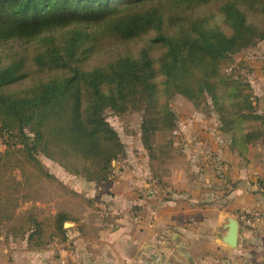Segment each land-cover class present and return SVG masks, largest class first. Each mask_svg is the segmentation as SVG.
Returning a JSON list of instances; mask_svg holds the SVG:
<instances>
[{"label": "trees", "instance_id": "obj_1", "mask_svg": "<svg viewBox=\"0 0 264 264\" xmlns=\"http://www.w3.org/2000/svg\"><path fill=\"white\" fill-rule=\"evenodd\" d=\"M153 1L0 0V40L35 37L53 27L89 22L100 27L95 35L111 32L120 42L141 43L138 54H126L88 72L76 71L65 79H52L37 96L18 101L0 96L6 113L24 121L19 142L29 162L38 163L35 151L62 165L73 157L84 168L69 172L88 182L105 183L112 176L113 164L126 157L106 111L144 112L142 142L151 159L154 138L159 133L169 137L176 130V114L162 96L180 95L197 106L209 96L221 116L222 130L232 134V149L239 154L264 140V113L256 109L251 83H232L235 95H229L235 98L236 110L231 116L223 113L217 97V90L223 88L222 68L234 63L235 55L264 42V0H178L192 10L219 3L217 10L197 18L183 17L174 7L132 11ZM149 32L153 37L145 38ZM81 35L71 40L72 49ZM53 53L60 57L57 49ZM14 72V68L0 72V89L15 80ZM160 76L162 82L157 80ZM249 122L259 126L249 130ZM27 126L33 137L24 133ZM12 129L10 124L1 126L0 134L7 133L0 137L12 138ZM73 221L66 212L45 222L31 213L18 235L30 249H44L55 240L67 241L64 226Z\"/></svg>", "mask_w": 264, "mask_h": 264}, {"label": "crops", "instance_id": "obj_2", "mask_svg": "<svg viewBox=\"0 0 264 264\" xmlns=\"http://www.w3.org/2000/svg\"><path fill=\"white\" fill-rule=\"evenodd\" d=\"M254 80L255 96L264 104V73ZM231 143L224 136L197 139L180 168L152 182L138 163L142 157L126 154L136 169L107 184L92 183L94 207L61 210L75 217L67 241L36 250L26 240L0 244V264H264V223L254 231L239 223L237 247L223 243L229 218L264 212V140L244 154ZM65 184L76 187L72 179ZM105 209L126 215L102 218ZM134 209L139 220L129 216Z\"/></svg>", "mask_w": 264, "mask_h": 264}, {"label": "rangeland", "instance_id": "obj_3", "mask_svg": "<svg viewBox=\"0 0 264 264\" xmlns=\"http://www.w3.org/2000/svg\"><path fill=\"white\" fill-rule=\"evenodd\" d=\"M178 2V0H155L139 4L132 11L141 12L152 8L167 10L174 7L183 17L197 18L210 14L219 7V3L216 2L192 10ZM97 28L100 27L95 23L81 22L53 27L35 37L0 40V72L10 68L15 69V80L1 87L0 96L7 100L10 98L12 101L31 98L43 92L45 85L52 79H65L76 71L88 72L95 67L106 66L126 54H138L141 43L120 42L111 32L95 35L98 33ZM80 32L82 35L78 39L79 42H76L72 49L71 40L76 39ZM148 37H153L152 32L145 36ZM259 43L262 45L260 46ZM259 43L254 49L244 53L245 55H242L243 52L235 55L234 63L225 65L221 70L223 88L217 90V97L219 105L224 106L223 113L226 116H231L232 111L236 110L235 98L229 95L230 92L235 95L232 83L237 81H242L244 84L251 83L259 73H264V42ZM56 49L61 58L54 55L53 51ZM159 52L157 49L154 51L157 59L160 56ZM157 80L162 82L164 78L160 76ZM257 98L255 96L256 109L259 112L260 108H264V104H261ZM162 100L167 101L170 109L176 114V130L169 137L159 133L154 138L151 159L142 142L141 127L144 112L117 114L111 110L106 111L107 120L117 131L127 157L130 154L131 157L136 156L138 159L142 157L143 160L136 161L145 164L144 168L148 171L145 177L149 178V182L167 176L172 169L180 168L184 163L182 160L187 156L185 152L191 149L190 143L195 140L214 136L219 138L232 136L231 133L227 134L222 130L221 116L209 96L199 106L180 95L171 99L162 96ZM4 106L0 104V128L10 124L13 126V131L10 139L9 135L7 138L0 137V244L2 247L8 246L12 241L17 245L23 243L24 240L18 234L24 219L31 213L41 221H52V218L68 205L76 211L80 205L94 207L95 203V199L91 197L93 191L91 184L95 182H88L82 175L72 173L76 170L82 171L83 162L69 157L68 160L65 159L66 165H62L37 151L34 155L38 163L28 161L25 148L19 142L24 121L21 117L6 113ZM87 106L86 102L84 108ZM258 126L259 123L249 122L247 129L252 130ZM30 128V126L24 128V133L33 137ZM6 133L7 131L3 130L1 134L6 136ZM125 159L126 157L113 164L114 171L109 181L99 184H107L119 179L121 177L119 173H123L128 168L136 169L135 163L127 162ZM139 169L145 170L141 165ZM70 170L72 172H69ZM68 179L75 181L76 187L71 188L70 185H66ZM70 216L75 218L73 215ZM65 224L68 225L64 228L70 229L72 222Z\"/></svg>", "mask_w": 264, "mask_h": 264}, {"label": "built area", "instance_id": "obj_4", "mask_svg": "<svg viewBox=\"0 0 264 264\" xmlns=\"http://www.w3.org/2000/svg\"><path fill=\"white\" fill-rule=\"evenodd\" d=\"M110 213L116 216H119V217L126 215L124 212H120V211L114 212V211H109L108 209H105L101 212V217L106 218ZM129 216L134 220H139V211L136 209L131 210V212L129 213ZM238 221L243 227L251 231H254L258 229L259 226L264 223V212L259 211V210L243 212L238 216Z\"/></svg>", "mask_w": 264, "mask_h": 264}, {"label": "water", "instance_id": "obj_5", "mask_svg": "<svg viewBox=\"0 0 264 264\" xmlns=\"http://www.w3.org/2000/svg\"><path fill=\"white\" fill-rule=\"evenodd\" d=\"M227 225V234L223 238V243L226 244L230 248H236L238 244V237L240 231L239 221L235 218H229ZM68 224H65L67 226Z\"/></svg>", "mask_w": 264, "mask_h": 264}]
</instances>
